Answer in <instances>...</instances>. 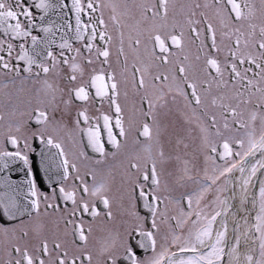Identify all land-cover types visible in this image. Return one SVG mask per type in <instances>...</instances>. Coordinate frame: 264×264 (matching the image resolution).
Wrapping results in <instances>:
<instances>
[{"label":"snow or ice","instance_id":"snow-or-ice-1","mask_svg":"<svg viewBox=\"0 0 264 264\" xmlns=\"http://www.w3.org/2000/svg\"><path fill=\"white\" fill-rule=\"evenodd\" d=\"M0 264H264V0H0Z\"/></svg>","mask_w":264,"mask_h":264},{"label":"flooded vegetation","instance_id":"flooded-vegetation-1","mask_svg":"<svg viewBox=\"0 0 264 264\" xmlns=\"http://www.w3.org/2000/svg\"><path fill=\"white\" fill-rule=\"evenodd\" d=\"M73 24H74V20H73ZM37 146H38V142H37ZM33 160H34V165H35L34 171H35L37 176H41L42 174L39 171V159L34 157ZM13 175H14V178H18L20 175H22V173H14Z\"/></svg>","mask_w":264,"mask_h":264}]
</instances>
